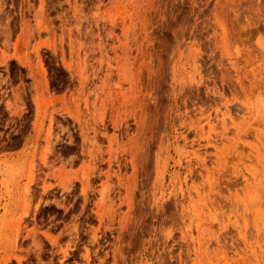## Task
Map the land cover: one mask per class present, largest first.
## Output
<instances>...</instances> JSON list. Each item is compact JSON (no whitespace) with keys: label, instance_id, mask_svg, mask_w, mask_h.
<instances>
[{"label":"rangeland","instance_id":"374dc122","mask_svg":"<svg viewBox=\"0 0 264 264\" xmlns=\"http://www.w3.org/2000/svg\"><path fill=\"white\" fill-rule=\"evenodd\" d=\"M262 254L264 0H0V264Z\"/></svg>","mask_w":264,"mask_h":264},{"label":"bare ground","instance_id":"6f19581e","mask_svg":"<svg viewBox=\"0 0 264 264\" xmlns=\"http://www.w3.org/2000/svg\"><path fill=\"white\" fill-rule=\"evenodd\" d=\"M257 16V15H256ZM263 243V242H262ZM259 264H264V254L261 255Z\"/></svg>","mask_w":264,"mask_h":264}]
</instances>
